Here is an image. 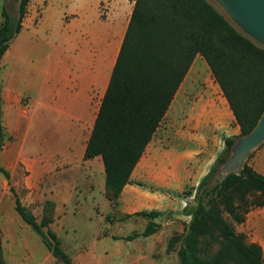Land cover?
<instances>
[{"label": "crops", "instance_id": "obj_1", "mask_svg": "<svg viewBox=\"0 0 264 264\" xmlns=\"http://www.w3.org/2000/svg\"><path fill=\"white\" fill-rule=\"evenodd\" d=\"M133 6L129 0H29L21 30L0 62L2 123L6 135L17 139L9 154L38 155L37 190L29 195L38 207L53 202L56 221L67 216H57L58 192L67 194L68 204L88 194L90 220L98 225L95 243L101 244L141 234L150 223L155 234L184 233L197 186L224 139L240 134L227 99L197 55L128 184L115 203L106 197L103 161L85 160L84 153ZM35 120L37 152L26 148ZM143 212L157 216H137Z\"/></svg>", "mask_w": 264, "mask_h": 264}, {"label": "trees", "instance_id": "obj_2", "mask_svg": "<svg viewBox=\"0 0 264 264\" xmlns=\"http://www.w3.org/2000/svg\"><path fill=\"white\" fill-rule=\"evenodd\" d=\"M129 1L134 3L132 14L84 159L101 157L105 195L115 203L195 57L200 55L227 99L240 134L224 139L223 151L197 186L194 205L186 210L191 219L185 234L171 242L180 243L178 264H264L260 247L241 239L222 216L227 213L235 223H241L250 210L264 207V175L246 159L239 174H230L211 185L219 178L218 169L236 140L250 134L264 113V48L243 35L211 0ZM28 2L21 0L18 20L6 6L2 8L0 62L21 30ZM5 139L0 79V153ZM0 173L9 180L8 172L1 167ZM51 208L54 212V203H44L43 218L37 223L15 198V211L21 220L33 228L54 257L69 263L48 229ZM137 216L152 220L157 213ZM155 231L150 223L141 234L126 240L148 237ZM205 238L220 246L207 258L201 256Z\"/></svg>", "mask_w": 264, "mask_h": 264}, {"label": "rangeland", "instance_id": "obj_3", "mask_svg": "<svg viewBox=\"0 0 264 264\" xmlns=\"http://www.w3.org/2000/svg\"><path fill=\"white\" fill-rule=\"evenodd\" d=\"M14 2L0 0V24L3 21L1 11L4 6L13 16L15 15ZM6 121L7 117L4 116L3 122ZM36 124L35 120L28 138L29 145L26 147L27 150L35 152H37ZM16 140L11 134H7L0 153V167L10 175L8 181L0 173V264H178L180 243L171 240L174 237H182L185 232L172 236L169 233H154L151 240L139 237L127 241L126 238L134 234L129 233L120 240L95 243L94 235L98 225L96 221L90 220L94 216L88 194L77 196L68 204L65 201L67 198L65 192H58L56 196V212L60 218L63 213L67 216L64 220L55 221V212L52 208L49 209L52 224L48 229L56 236L60 249L70 262H63L60 256L54 257L42 243L39 235L32 227L26 225L15 211L17 197L39 223L43 218L44 205L42 203L41 207H38L34 196L29 195L31 189L37 190V177L33 168L37 167L38 155L21 152L10 155L9 151ZM246 162L264 174V143L250 153ZM50 189L51 192L54 191L52 185ZM98 197L100 200L103 199L101 195ZM100 208L107 212L102 202ZM222 216L241 239L260 247L264 259V207L250 210L241 223H235L227 213H223ZM219 247L212 239L205 238L201 243V256L211 257L219 251Z\"/></svg>", "mask_w": 264, "mask_h": 264}, {"label": "water", "instance_id": "obj_4", "mask_svg": "<svg viewBox=\"0 0 264 264\" xmlns=\"http://www.w3.org/2000/svg\"><path fill=\"white\" fill-rule=\"evenodd\" d=\"M227 19L246 37L264 48V0H211ZM16 20L20 16L21 0L13 3ZM264 143V113L253 131L236 140L226 162L218 169L219 178L211 185L222 182L230 174H239L249 154Z\"/></svg>", "mask_w": 264, "mask_h": 264}]
</instances>
